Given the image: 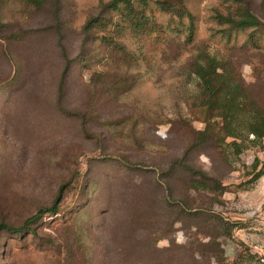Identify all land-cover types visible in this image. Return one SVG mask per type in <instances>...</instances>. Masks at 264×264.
Returning a JSON list of instances; mask_svg holds the SVG:
<instances>
[{"label":"rangeland","instance_id":"rangeland-1","mask_svg":"<svg viewBox=\"0 0 264 264\" xmlns=\"http://www.w3.org/2000/svg\"><path fill=\"white\" fill-rule=\"evenodd\" d=\"M109 1L61 0L57 11L0 0L21 39L0 42V224L21 227L66 185L60 214H43L36 234L0 230V264H264V176L252 180L264 140L235 155L191 139L206 129L191 62L230 59L264 105V34L219 24L231 0H147L160 30L142 40ZM243 1L264 20V0ZM188 166L223 194L194 192ZM167 190L202 216L177 214ZM212 217L231 223L230 238Z\"/></svg>","mask_w":264,"mask_h":264},{"label":"trees","instance_id":"trees-1","mask_svg":"<svg viewBox=\"0 0 264 264\" xmlns=\"http://www.w3.org/2000/svg\"><path fill=\"white\" fill-rule=\"evenodd\" d=\"M37 9H42L48 5L56 7L59 11L61 0H20ZM236 3L233 11L227 15L218 13L216 18L220 25L227 26V32L241 31L244 29L253 28L250 37L261 32L264 34V20L259 18L250 8L247 2L243 0H231ZM137 4V6H136ZM157 9H163L168 6L166 2H156ZM103 9L106 11H123L126 15L131 31L140 39L152 38L156 32L160 30L159 25L153 18L147 16V11L150 9L147 0H110L103 4ZM180 15H184L180 11ZM190 18V34L193 33V21ZM98 19H90L85 26L88 32L92 27L98 24ZM7 24L0 17V42L6 40H21L20 36L15 33H9ZM148 38V39H149ZM150 40V39H149ZM112 39H106L105 42L108 48L112 47ZM257 42L256 40L253 41ZM121 48V47H119ZM67 71V69H66ZM191 72L198 80V96L197 108L202 110L204 115L205 130L192 131V142L194 146L201 147L208 144H214L223 149L227 145L235 155H240L246 149L259 146L263 147L264 140V105L260 101L254 87L247 84L236 66L230 59H218L208 54H202L196 57L191 62ZM230 139L229 143L226 141ZM259 159H255L252 165L253 181H257L264 176V165L259 171ZM188 171L195 178L191 180V189L198 192L200 189H207L219 194H223L224 187L218 182H214L213 187H208L200 178H207L205 174L196 171L192 167H187ZM212 180V179H207ZM69 185V184H68ZM67 185V186H68ZM66 185L61 186L57 196L55 197L51 207L41 209L33 216L29 217L21 227H11L7 224H0V230H6L15 235L21 234L24 231H31L32 227L36 226L42 218L43 214H60V204L63 199V194L66 190ZM168 191V190H167ZM169 192V191H168ZM169 207L182 217L189 220H194L202 216L201 209L194 208L186 204L183 206L179 201L171 198L170 192L167 195ZM214 227L221 228L222 236L230 238L232 236V227L229 221L212 217ZM211 221H208V223ZM31 233L36 234L35 231ZM30 233V234H31ZM220 254L222 250H218ZM206 262L198 261L192 258L190 263H184L179 260H169V262H154V264H210L209 257ZM223 262L222 260L218 261Z\"/></svg>","mask_w":264,"mask_h":264}]
</instances>
